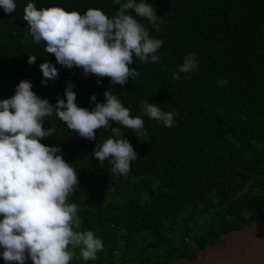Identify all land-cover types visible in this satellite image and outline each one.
Returning a JSON list of instances; mask_svg holds the SVG:
<instances>
[{
    "label": "trees",
    "instance_id": "16d2710c",
    "mask_svg": "<svg viewBox=\"0 0 264 264\" xmlns=\"http://www.w3.org/2000/svg\"><path fill=\"white\" fill-rule=\"evenodd\" d=\"M14 2L12 13L0 7V100L11 98L17 85L28 80L38 97L55 105L58 98L66 100L71 83L78 107L91 111L105 102L103 93L109 90L133 117L144 120L140 140L146 141L112 121L109 129H99L96 139L88 140L68 129L55 112L43 120L45 130L54 125L56 132L41 143L60 147L57 154L78 173L79 184L68 197L78 205L80 226L74 230H90L104 244L89 261L70 245L76 253L70 264L195 259L222 235L264 218V0H145L161 17L159 31L146 18L131 14L150 38L163 41L156 53L160 60L134 57L130 67L139 75L125 85L58 64L43 42L33 43L26 36L23 20L29 2L38 9L59 6L82 15L89 8L100 9L110 17L120 5L113 0ZM189 54L196 57L198 70L172 79ZM33 55L36 61L29 64ZM44 62L58 70L47 84L41 83ZM222 80L228 83L218 85ZM143 101L172 111L173 125L150 119L142 111ZM111 128H120L137 152L127 175L113 173L111 163L101 164L93 155L98 143L113 137ZM122 193L126 197L118 198ZM187 212L188 217L181 215ZM122 232L128 233V249L119 246ZM0 264H6L2 255Z\"/></svg>",
    "mask_w": 264,
    "mask_h": 264
},
{
    "label": "clouds",
    "instance_id": "9594fccd",
    "mask_svg": "<svg viewBox=\"0 0 264 264\" xmlns=\"http://www.w3.org/2000/svg\"><path fill=\"white\" fill-rule=\"evenodd\" d=\"M119 9L111 17L100 9L89 8L82 15L59 6L38 9L29 2L23 9V20L28 25L26 36L33 43L45 44L44 51L53 54L56 62L68 69L81 68L85 76L107 77L112 84L125 85L129 77L139 75L134 57L141 62H159L156 54L163 45L161 39L150 38L149 30L135 16L146 18L159 31L161 19L155 8L145 0H113ZM5 13L16 10L14 0H0ZM162 22V21H161ZM36 56H28L33 64ZM192 54L186 55L172 79L179 80V73L198 70ZM42 84L54 80L58 70L50 62L40 65ZM99 83V81H98ZM218 81V85L227 84ZM69 83L65 99L51 105L32 91V84L22 80L15 94L0 100V248L6 264H70L79 249V258L95 260L103 251V241L92 231H75L79 228L78 205L69 203L68 197L78 184V173L66 162L60 147H50L41 140L54 135V125L47 130L43 120L55 115L68 129L81 138L96 139V132L110 128V121L131 129L136 138L144 134V120L131 115L120 100L109 90L103 95L104 103H96L90 111L76 104V93ZM96 96L91 97L96 101ZM142 111L150 119L165 127L174 123V113L163 111L154 103L142 102ZM112 138L98 143L93 153L98 162L106 160L113 165L112 172L127 175L137 152L123 138L120 128H111ZM146 141V140H140Z\"/></svg>",
    "mask_w": 264,
    "mask_h": 264
},
{
    "label": "water",
    "instance_id": "95a60500",
    "mask_svg": "<svg viewBox=\"0 0 264 264\" xmlns=\"http://www.w3.org/2000/svg\"><path fill=\"white\" fill-rule=\"evenodd\" d=\"M171 264H264V218L222 235L195 259Z\"/></svg>",
    "mask_w": 264,
    "mask_h": 264
},
{
    "label": "rangeland",
    "instance_id": "374dc122",
    "mask_svg": "<svg viewBox=\"0 0 264 264\" xmlns=\"http://www.w3.org/2000/svg\"><path fill=\"white\" fill-rule=\"evenodd\" d=\"M125 197H126V193H122V194H120L118 196V198H122V199L125 198ZM181 215L182 216H186V217L189 216L188 215V212L187 213H182ZM127 235H128L127 232H122V233H120L118 235L117 240L119 242L120 248H123V249H128L129 248L128 246H126V237H128ZM187 244H190V241L189 240L187 241ZM162 245H163L162 247H164V244H162ZM190 245H192V244H190ZM118 255H119V253H118Z\"/></svg>",
    "mask_w": 264,
    "mask_h": 264
}]
</instances>
